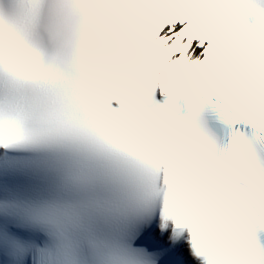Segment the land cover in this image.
<instances>
[{"label": "snow or ice", "instance_id": "snow-or-ice-1", "mask_svg": "<svg viewBox=\"0 0 264 264\" xmlns=\"http://www.w3.org/2000/svg\"><path fill=\"white\" fill-rule=\"evenodd\" d=\"M0 264H264V0H0Z\"/></svg>", "mask_w": 264, "mask_h": 264}]
</instances>
